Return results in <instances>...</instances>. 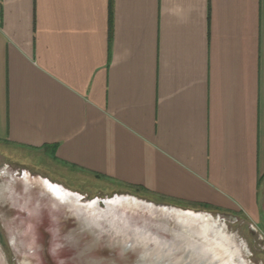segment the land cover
I'll use <instances>...</instances> for the list:
<instances>
[{"label": "crops", "instance_id": "1", "mask_svg": "<svg viewBox=\"0 0 264 264\" xmlns=\"http://www.w3.org/2000/svg\"><path fill=\"white\" fill-rule=\"evenodd\" d=\"M0 143L255 219L264 0H0Z\"/></svg>", "mask_w": 264, "mask_h": 264}, {"label": "rangeland", "instance_id": "2", "mask_svg": "<svg viewBox=\"0 0 264 264\" xmlns=\"http://www.w3.org/2000/svg\"><path fill=\"white\" fill-rule=\"evenodd\" d=\"M147 251L193 264H264V179L252 219L113 185L0 143V264H134Z\"/></svg>", "mask_w": 264, "mask_h": 264}, {"label": "water", "instance_id": "3", "mask_svg": "<svg viewBox=\"0 0 264 264\" xmlns=\"http://www.w3.org/2000/svg\"><path fill=\"white\" fill-rule=\"evenodd\" d=\"M124 245L125 244L120 245V249L122 250V252H127V251L133 249L132 244L131 245L128 244L127 247ZM204 252H205L204 255L210 256L209 251L205 250ZM185 257H186V255H184V258L178 259V258H175V257H173V255H170L168 253L162 254V256H157L156 254L148 253V251L146 253H142V252L140 253L139 252L137 262H135L134 264H148V263L149 264H193L192 262H189Z\"/></svg>", "mask_w": 264, "mask_h": 264}, {"label": "bare ground", "instance_id": "4", "mask_svg": "<svg viewBox=\"0 0 264 264\" xmlns=\"http://www.w3.org/2000/svg\"><path fill=\"white\" fill-rule=\"evenodd\" d=\"M76 198L78 199V197L76 196ZM62 201H63V203L65 204L66 202H68V200H65V198H63L62 197V199H61ZM69 203H71V202H69ZM66 205H68V204H66ZM181 212L183 213V215L181 214V216L180 217H184L185 215H187V218H190V213L189 212H187V211H185V210H181ZM180 259V258H179Z\"/></svg>", "mask_w": 264, "mask_h": 264}, {"label": "trees", "instance_id": "5", "mask_svg": "<svg viewBox=\"0 0 264 264\" xmlns=\"http://www.w3.org/2000/svg\"><path fill=\"white\" fill-rule=\"evenodd\" d=\"M200 205L208 206V204L205 203H199ZM211 206V205H210Z\"/></svg>", "mask_w": 264, "mask_h": 264}]
</instances>
